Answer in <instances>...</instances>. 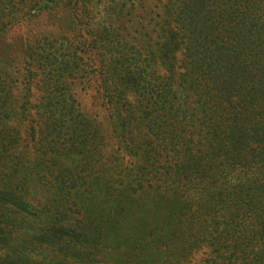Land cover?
Masks as SVG:
<instances>
[{"label": "trees", "instance_id": "trees-1", "mask_svg": "<svg viewBox=\"0 0 264 264\" xmlns=\"http://www.w3.org/2000/svg\"><path fill=\"white\" fill-rule=\"evenodd\" d=\"M145 1L0 0V37L43 11L109 10L106 26L76 21L74 35L26 43L41 77L28 129L33 160L8 129L15 79L0 71V184L14 183L9 206L41 214L42 225L59 214L50 208L86 216L83 195L104 172L115 179L103 196L162 201L167 216L156 226L181 253L205 247L203 264H264V0H160L162 13L157 0L153 10ZM82 80L96 82L106 126L83 111ZM108 141L116 153L106 156ZM36 192L50 194L53 207L31 206ZM94 243L61 247V256L40 248V260L19 252L0 264H62L76 254L100 264L84 259Z\"/></svg>", "mask_w": 264, "mask_h": 264}, {"label": "rangeland", "instance_id": "rangeland-1", "mask_svg": "<svg viewBox=\"0 0 264 264\" xmlns=\"http://www.w3.org/2000/svg\"><path fill=\"white\" fill-rule=\"evenodd\" d=\"M144 4L147 9H152L149 0ZM101 5L103 7V3H93L92 8L90 6L88 10L81 9L76 13H72L68 6L64 10L43 11L32 18L25 28L14 26L5 36L0 37V63H9L0 66V71L5 73V69L9 68L8 73L15 79L11 86L8 129L17 132V137L20 138L17 149L27 158L33 160L34 150L37 149L35 147L33 150L31 147L28 129L35 127V107L40 99L41 77L37 66L38 59L35 56L28 59L26 56V43L32 45L37 38L47 34L65 33L67 30L69 35H74L76 21L87 24L89 29L106 26L109 23L106 15L109 10L102 12L101 8L98 11ZM155 5V13H162V2L157 0ZM140 14L141 12L138 13ZM80 83L76 93L83 111L96 117L97 123L106 126L102 101L94 90L96 82L82 80ZM115 149L114 143L108 141L106 156L115 154ZM134 166V161L125 159V167ZM6 172V169H0V174ZM96 177L98 178L92 189L83 195L82 201L88 210L86 216L70 212L66 206L50 208L52 214H59L55 215L53 222L49 221L44 225L40 223L43 216L35 211L14 213L7 196V193L14 190V183L2 181L0 193L7 197L2 195L3 199L0 200V262L15 259L17 253L24 251L30 252L29 257L32 259L40 260V248L44 247L48 248L47 254L54 248L53 255H57L60 249L61 256V247L68 250L70 247L87 246L95 242L94 250L88 248L94 255L84 257L87 263L98 261L100 264H164L169 259L174 264H203L202 260L209 253V249L204 247L183 254L178 243L165 241L169 231L163 230L162 224L156 226L167 216L162 212L164 204L161 200L151 196L137 198L122 195L119 200L114 201L115 199L103 196V193L115 178H110L111 175L104 172ZM28 186H32V183L28 182ZM44 193L31 194L28 203L38 207L48 203L53 207L50 194ZM85 217L87 222H82ZM81 261L82 258L76 254L74 260L68 259L69 263L60 262L82 264Z\"/></svg>", "mask_w": 264, "mask_h": 264}]
</instances>
